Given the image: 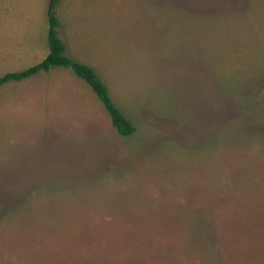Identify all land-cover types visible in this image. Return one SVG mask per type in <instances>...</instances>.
I'll return each instance as SVG.
<instances>
[{"label":"rangeland","instance_id":"1","mask_svg":"<svg viewBox=\"0 0 264 264\" xmlns=\"http://www.w3.org/2000/svg\"><path fill=\"white\" fill-rule=\"evenodd\" d=\"M50 0H0V77ZM66 55L0 88V264H264V0H60Z\"/></svg>","mask_w":264,"mask_h":264},{"label":"trees","instance_id":"2","mask_svg":"<svg viewBox=\"0 0 264 264\" xmlns=\"http://www.w3.org/2000/svg\"><path fill=\"white\" fill-rule=\"evenodd\" d=\"M60 0H50L47 10L48 31L47 46L48 54L39 63L23 71L8 72L0 77V88L8 82H21L34 77L39 73H50L52 68L66 69L78 79L85 82L111 119L113 128L121 137L132 136L136 129L131 121L115 105L110 91L95 69L77 62L66 55V47L59 37L60 21L55 14V9Z\"/></svg>","mask_w":264,"mask_h":264}]
</instances>
